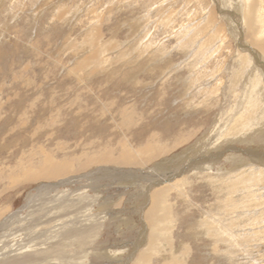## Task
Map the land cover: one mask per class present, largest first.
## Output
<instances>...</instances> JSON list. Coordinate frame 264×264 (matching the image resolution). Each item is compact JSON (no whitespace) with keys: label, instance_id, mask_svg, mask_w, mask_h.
I'll return each instance as SVG.
<instances>
[{"label":"rangeland","instance_id":"obj_1","mask_svg":"<svg viewBox=\"0 0 264 264\" xmlns=\"http://www.w3.org/2000/svg\"><path fill=\"white\" fill-rule=\"evenodd\" d=\"M264 0H0V264H264Z\"/></svg>","mask_w":264,"mask_h":264},{"label":"bare ground","instance_id":"obj_2","mask_svg":"<svg viewBox=\"0 0 264 264\" xmlns=\"http://www.w3.org/2000/svg\"><path fill=\"white\" fill-rule=\"evenodd\" d=\"M261 51H263V52H264V46H263V47H261Z\"/></svg>","mask_w":264,"mask_h":264}]
</instances>
